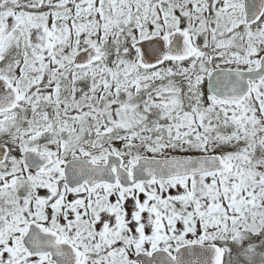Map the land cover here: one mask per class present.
<instances>
[{
    "label": "snow or ice",
    "instance_id": "1",
    "mask_svg": "<svg viewBox=\"0 0 264 264\" xmlns=\"http://www.w3.org/2000/svg\"><path fill=\"white\" fill-rule=\"evenodd\" d=\"M0 264H264V0H0Z\"/></svg>",
    "mask_w": 264,
    "mask_h": 264
}]
</instances>
